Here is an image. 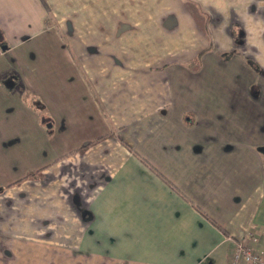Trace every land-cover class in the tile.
I'll use <instances>...</instances> for the list:
<instances>
[{"label":"crops","instance_id":"obj_1","mask_svg":"<svg viewBox=\"0 0 264 264\" xmlns=\"http://www.w3.org/2000/svg\"><path fill=\"white\" fill-rule=\"evenodd\" d=\"M192 1L0 0V264L264 249V0Z\"/></svg>","mask_w":264,"mask_h":264},{"label":"built area","instance_id":"obj_2","mask_svg":"<svg viewBox=\"0 0 264 264\" xmlns=\"http://www.w3.org/2000/svg\"><path fill=\"white\" fill-rule=\"evenodd\" d=\"M256 237L253 231H248L244 236L251 242H255ZM244 238H239L234 243L228 264H264V249L251 245Z\"/></svg>","mask_w":264,"mask_h":264},{"label":"trees","instance_id":"obj_3","mask_svg":"<svg viewBox=\"0 0 264 264\" xmlns=\"http://www.w3.org/2000/svg\"><path fill=\"white\" fill-rule=\"evenodd\" d=\"M184 2L186 3V5H187L188 7L191 8V5H192V3H193L192 0H184ZM193 4H194V3H193ZM197 8H198V7H197ZM234 31H235V30H234ZM234 35H235V37H236V41L238 42V44H240V43L242 42V32H241V31H239V32H234ZM247 62H248V64H249L254 70H256V71H258V72L261 71V69L259 68L258 64H257L256 62H254L253 60L247 59ZM95 140H96V139L83 142V143H82V144L76 149V151H82V150H84V148H86L89 144H91V143L94 142ZM123 143H124V142H123ZM125 145H126V144H125ZM127 147H128V149H130L132 152H134V153L136 154V152H135L134 150H132V149L130 148V146L127 145ZM142 160L145 161L144 159H142ZM40 175H41V170L37 169V170H34V171H28V172H26V174L24 175L23 178L39 177ZM159 175H161V174L159 173ZM195 207H196V206H195ZM196 208H197L202 214H204L200 208H198V207H196Z\"/></svg>","mask_w":264,"mask_h":264},{"label":"flooded vegetation","instance_id":"obj_4","mask_svg":"<svg viewBox=\"0 0 264 264\" xmlns=\"http://www.w3.org/2000/svg\"><path fill=\"white\" fill-rule=\"evenodd\" d=\"M48 19H49V17H48ZM50 20V19H49ZM55 22V21H54ZM52 23V24H54V25H56L55 23ZM260 68V67H259ZM261 69V68H260ZM256 71V70H255ZM257 73H260V74H264V71H262V69H261V71L260 72H258V71H256Z\"/></svg>","mask_w":264,"mask_h":264},{"label":"rangeland","instance_id":"obj_5","mask_svg":"<svg viewBox=\"0 0 264 264\" xmlns=\"http://www.w3.org/2000/svg\"><path fill=\"white\" fill-rule=\"evenodd\" d=\"M49 18H50V20H51L52 22H54V19H53L51 16H49Z\"/></svg>","mask_w":264,"mask_h":264}]
</instances>
